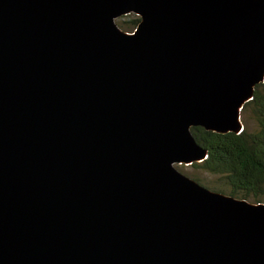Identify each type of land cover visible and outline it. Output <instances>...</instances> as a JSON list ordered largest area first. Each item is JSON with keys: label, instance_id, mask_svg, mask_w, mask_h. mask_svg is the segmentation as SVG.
Here are the masks:
<instances>
[{"label": "water", "instance_id": "water-1", "mask_svg": "<svg viewBox=\"0 0 264 264\" xmlns=\"http://www.w3.org/2000/svg\"><path fill=\"white\" fill-rule=\"evenodd\" d=\"M263 82L264 0H0V264H264V203L174 167Z\"/></svg>", "mask_w": 264, "mask_h": 264}, {"label": "trees", "instance_id": "trees-1", "mask_svg": "<svg viewBox=\"0 0 264 264\" xmlns=\"http://www.w3.org/2000/svg\"><path fill=\"white\" fill-rule=\"evenodd\" d=\"M123 17L131 19L125 24L116 20V25L121 30L133 31L139 18L132 14ZM247 111L256 125L253 131L244 125L239 134L191 128L195 142L207 153L202 162L191 166L218 176L219 187H205L210 191L251 203H264V82L255 87L252 100L244 105L241 113ZM194 181L202 185L197 179Z\"/></svg>", "mask_w": 264, "mask_h": 264}, {"label": "rangeland", "instance_id": "rangeland-1", "mask_svg": "<svg viewBox=\"0 0 264 264\" xmlns=\"http://www.w3.org/2000/svg\"><path fill=\"white\" fill-rule=\"evenodd\" d=\"M131 18L120 17L117 19V22H128ZM126 33H131L132 31H126L122 29ZM241 123L246 126L250 131H253L256 128V125L253 121L252 115L249 111L242 112L240 115ZM176 170L180 173L184 174L185 176L189 177L190 179H197L204 187H212L217 188L219 187L217 183L218 176L211 175L207 172H204L200 169L194 168L193 166H185V165H174Z\"/></svg>", "mask_w": 264, "mask_h": 264}]
</instances>
